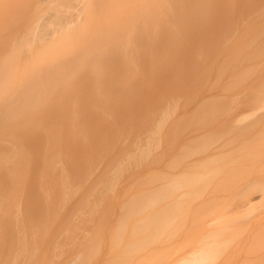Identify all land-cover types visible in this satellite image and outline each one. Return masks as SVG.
<instances>
[{"label":"rangeland","instance_id":"rangeland-1","mask_svg":"<svg viewBox=\"0 0 264 264\" xmlns=\"http://www.w3.org/2000/svg\"><path fill=\"white\" fill-rule=\"evenodd\" d=\"M171 3L108 17L97 35L115 37L94 47L104 56L75 61L34 104L13 108L14 120L0 113L1 260L30 251L64 264L86 251L90 264H185L207 222L264 185V0ZM30 4L0 0L8 97L26 78L28 59L15 52ZM48 46L32 69L61 51ZM165 178L172 194L187 193L181 203L167 206ZM253 197L258 210L220 234L203 264H264V197Z\"/></svg>","mask_w":264,"mask_h":264},{"label":"bare ground","instance_id":"bare-ground-1","mask_svg":"<svg viewBox=\"0 0 264 264\" xmlns=\"http://www.w3.org/2000/svg\"><path fill=\"white\" fill-rule=\"evenodd\" d=\"M146 1L147 0H30V9L24 14L22 20L23 22L20 24L22 31L19 33L22 35L18 40V46L16 47L17 51L15 52V55L18 58H22L24 56L28 59L27 69L25 71L26 78L24 80L22 79L23 81L21 80L22 82H20L19 89L16 88L8 97L6 94V86L11 81L10 74L12 72V61H5L3 68L0 70V113H2L4 110V117L7 120L15 118L16 111L13 108L19 106V108L24 110L31 104H34L35 95L39 94L40 92L46 93L53 88L52 85L55 83L53 78H56L57 74H69L75 70L73 69V63L75 61L77 62L86 57L92 59L95 57L99 58L100 56H104V53H99L100 49H94V47L97 38H101L100 47L103 48L107 46L109 42L115 37L113 33L104 34L102 36L97 35L101 31H104L108 17L134 13L136 16H138L140 13L144 12H147V14H154L157 10L161 9L162 11L165 9L170 2L172 3L167 9L172 8L174 4H177L180 0H150V3H146ZM95 29L97 30L94 32ZM87 34H90L88 44L91 43V48L88 50L79 51L76 48L79 46V42L85 38ZM130 40L131 37L126 39L125 42L127 45ZM34 42H37V44H34ZM5 43L8 42L5 41ZM118 44H120V42H118ZM46 45H49V51H53L55 48H58L61 51L56 55H52V63L44 62L40 69L36 70V67L32 69L31 63L33 61V55L38 54L40 49H43ZM14 48L15 46L10 47V49ZM65 60L69 61V66L66 68L59 67V64H55ZM259 107L260 110L264 108V94L262 95ZM251 116L253 117V115L239 117L236 120L237 124L240 126L246 122H249L252 119ZM248 118L249 120L247 121ZM154 140L155 139L152 140L153 145L155 144ZM221 146L215 150H219V148H222ZM149 151L150 148L142 152V154H144L143 156H148ZM172 164L173 163H171V166H173ZM181 165L182 163H179V166ZM177 168L179 167L170 168V170L172 169L175 171ZM193 168H195L194 162H192L191 165L186 166L184 169L188 171ZM184 173L187 174L186 172ZM184 173L181 174L184 175ZM179 174L178 176L175 175V177L178 178ZM169 175L171 177L173 176L171 174H165L168 179H170ZM167 178H165V187L167 188L168 192L167 206L173 205L174 202L181 203V200L187 193L176 192L175 194H172V187L176 183L171 182L172 184H170V181H168ZM174 179L175 178H171L170 180ZM184 188V186L180 185V187L178 186L177 190L180 189L179 191H181L184 190ZM255 194L264 197L263 184L262 187L255 185L253 189L251 188L240 191L238 194L239 196L236 198L233 206H230L227 210L221 214H218L214 219L208 221L206 227H208V230H210L207 232V228L205 227L206 231L203 234L204 238L201 240V246L195 248L190 254V257H193L192 260L190 257H186L183 259V263H205L207 261V256L212 251V248L216 247L220 242L217 237L220 234L231 231V229L234 230L235 228H232V225L235 222H245L246 217L252 215L255 209V211L258 210V205L254 203V201L257 199L256 197H253ZM263 204L259 207L261 208ZM249 218H247L246 221ZM85 241L83 239V244H85ZM29 252L26 255L20 254L19 257L16 255L13 260H1L0 257V264H40L39 256H36V253ZM109 252L114 254L115 251L109 250ZM84 253H86V251ZM84 253L82 252L81 254L83 255ZM81 254L79 253L76 256L70 258L64 264H74L77 260L83 262L78 264H85L86 262V264H90L92 262L91 261L89 263V259H85L87 255L82 261ZM164 264H172V260L170 259Z\"/></svg>","mask_w":264,"mask_h":264}]
</instances>
